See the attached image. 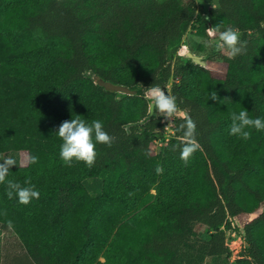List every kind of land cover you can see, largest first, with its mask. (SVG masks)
<instances>
[{
	"label": "trees",
	"instance_id": "obj_1",
	"mask_svg": "<svg viewBox=\"0 0 264 264\" xmlns=\"http://www.w3.org/2000/svg\"><path fill=\"white\" fill-rule=\"evenodd\" d=\"M203 1L0 0V153L20 155L0 166V225L30 264H264V0ZM208 25L240 50L172 68L169 48ZM174 76L186 116L156 152L160 118L124 102ZM229 230L246 244L233 261Z\"/></svg>",
	"mask_w": 264,
	"mask_h": 264
},
{
	"label": "rangeland",
	"instance_id": "obj_2",
	"mask_svg": "<svg viewBox=\"0 0 264 264\" xmlns=\"http://www.w3.org/2000/svg\"><path fill=\"white\" fill-rule=\"evenodd\" d=\"M183 2H195L197 10L202 13L206 12L212 6V4H207L203 0H183ZM33 36L35 39L43 41L38 33H34ZM239 38V31L226 33L222 28L217 29L212 25H208L205 34H202L198 30L194 29L193 26H190L184 33L183 38L169 48L168 64H170V66L173 68V66L177 64V60L179 58L183 61L187 59L186 56L179 54V51L182 50V45H185L187 47V49H185L187 52H192L193 54L200 56L203 61L204 59L207 60L209 65L212 67H218L222 63V57L233 55L240 50L241 42L239 41ZM86 76L89 78L92 77L89 72L86 73ZM177 79L178 78L174 76L173 83H175ZM156 91L157 90H145L141 97H137L133 100H126L124 103L127 113H131L137 108H140L142 101H146L148 102L147 117L153 116L160 118V124L162 125L163 129L162 127L158 129L155 135L156 152H159L164 142H166L172 136V134H170L166 129V126L169 124L170 120H173L176 116L184 117L186 115L183 111L175 109L172 99L166 97V94L169 92L167 89L159 90L160 94ZM19 158L20 155L18 151L15 150L7 153H0V166H16L19 162ZM83 185L91 197H98L102 193L103 180L101 178L85 179L83 181ZM262 210H264V207L260 212H262ZM254 216H256V214L253 215V217ZM197 231L201 233L202 238L205 236L201 229H198ZM239 235L242 234L237 233L234 237L229 236L227 240L228 243L232 245V248H234V253L237 254L239 252V247L237 244ZM200 241V236L196 239L192 238L189 242L188 249L197 253ZM100 260L103 261V259ZM0 264H30L18 237L12 231L2 228L1 225ZM201 264H225V258L222 256H207L204 258Z\"/></svg>",
	"mask_w": 264,
	"mask_h": 264
},
{
	"label": "built area",
	"instance_id": "obj_3",
	"mask_svg": "<svg viewBox=\"0 0 264 264\" xmlns=\"http://www.w3.org/2000/svg\"><path fill=\"white\" fill-rule=\"evenodd\" d=\"M185 49H187V47L185 46V45H182V50H180L179 51V54L180 55H184V56H186V53H187V50H185ZM177 81V80H176ZM174 82V80H173V78L171 79V81H170V83H168V85H167V90L169 91V89H170V87L172 86V83ZM166 129L168 130V132L170 133V134H173V129H172V124H171V120H170V122H169V124L166 126ZM239 233H241L242 235H239L238 236V247H239V252H238V254L237 253H234V248H232V245H230L229 243H228V238H229V236H232V237H234V236H236V234H237V232L236 231H234V230H229V231H227L226 232V246H227V248L230 250V252H231V257H230V260L231 261H233V260H235V259H237V258H239V253H240V251L245 247V239H244V233H243V231H240ZM238 233V234H239ZM235 244V243H234Z\"/></svg>",
	"mask_w": 264,
	"mask_h": 264
},
{
	"label": "water",
	"instance_id": "obj_4",
	"mask_svg": "<svg viewBox=\"0 0 264 264\" xmlns=\"http://www.w3.org/2000/svg\"><path fill=\"white\" fill-rule=\"evenodd\" d=\"M186 57L190 59L192 62H194L197 65L205 66V62L202 60V58L196 54H193L192 52H187ZM97 84L101 87H103L106 90L114 91L122 94L132 95L135 93L134 90H131L130 88L123 86V85H115L111 82L105 81L103 79H99L97 81Z\"/></svg>",
	"mask_w": 264,
	"mask_h": 264
},
{
	"label": "bare ground",
	"instance_id": "obj_5",
	"mask_svg": "<svg viewBox=\"0 0 264 264\" xmlns=\"http://www.w3.org/2000/svg\"><path fill=\"white\" fill-rule=\"evenodd\" d=\"M195 29V28H194ZM190 30V29H189ZM192 30V29H191ZM190 32V31H189ZM188 33V32H187ZM170 91V90H169ZM157 93H159L160 94V92H159V90H157L156 91ZM175 117V116H174ZM173 121V120H172ZM162 129H163V127H162ZM165 131V130H164ZM160 137V136H159ZM164 139V138H163ZM157 141V140H156ZM158 145V144H157ZM159 148V147H158Z\"/></svg>",
	"mask_w": 264,
	"mask_h": 264
}]
</instances>
